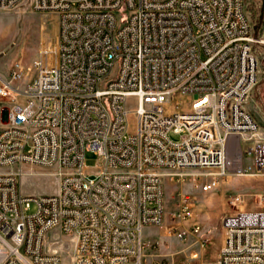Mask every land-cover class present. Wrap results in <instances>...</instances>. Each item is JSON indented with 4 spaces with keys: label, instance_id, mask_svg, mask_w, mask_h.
Masks as SVG:
<instances>
[{
    "label": "built area",
    "instance_id": "1",
    "mask_svg": "<svg viewBox=\"0 0 264 264\" xmlns=\"http://www.w3.org/2000/svg\"><path fill=\"white\" fill-rule=\"evenodd\" d=\"M22 3L57 13L59 29L31 80L22 82L18 62L0 77L9 117L0 128V264H199L198 253L183 263L155 251L160 242L146 241L144 228L164 219L166 176L205 170L203 191L229 173L264 176V130L247 106L264 34L255 35L246 0H0V10ZM176 96L190 99L166 109ZM88 152L98 159L90 172ZM23 164L56 167L57 192H23ZM221 225L224 242L206 264H264V209L227 212Z\"/></svg>",
    "mask_w": 264,
    "mask_h": 264
},
{
    "label": "rangeland",
    "instance_id": "2",
    "mask_svg": "<svg viewBox=\"0 0 264 264\" xmlns=\"http://www.w3.org/2000/svg\"><path fill=\"white\" fill-rule=\"evenodd\" d=\"M246 4H253L251 8L254 10L264 9V0H246ZM247 12L250 16V10ZM261 27L259 31L254 29L256 36L264 34V25ZM58 29V15L53 11L33 10L24 3L11 10H0V77L8 78L11 68L18 62L23 70L22 82L31 80L36 73L35 59L43 47H51L57 43ZM254 47L259 58V69L257 82L251 91L247 106L264 130V43H256ZM189 99V96H176L166 105V109H173L179 102L186 104ZM185 104L184 108L187 107ZM137 106V99L129 98L127 107L131 132L137 129ZM8 120L7 109L0 98V128L5 126ZM171 136L173 139L179 138L176 134ZM97 162V156L88 152L87 171H94L93 166ZM250 163L247 160L245 165ZM22 167L19 187L23 192L36 195L57 192L60 175L56 167L44 168L28 164H23ZM183 171V177H165L164 219L158 225L144 228L145 240H158L160 243L154 248L155 251L174 252L175 259L183 263L190 261L192 253H198L195 261L206 264L216 259V245L224 238L221 218L225 213L240 209H264V202H259V194L264 193V176L229 173L220 177L214 189L203 191L201 184L209 177L205 170ZM90 177L94 178L95 173L91 172ZM180 192L189 196L191 209L190 214L186 216H182L180 212ZM35 210L33 203L29 211ZM195 224L201 226L204 237L194 232ZM63 248L66 250V261L70 263L72 243Z\"/></svg>",
    "mask_w": 264,
    "mask_h": 264
},
{
    "label": "trees",
    "instance_id": "3",
    "mask_svg": "<svg viewBox=\"0 0 264 264\" xmlns=\"http://www.w3.org/2000/svg\"><path fill=\"white\" fill-rule=\"evenodd\" d=\"M253 5V4H252ZM252 5H247V11L250 10V19L253 21L254 29L257 31L261 30V26L264 25V9L257 10L252 9Z\"/></svg>",
    "mask_w": 264,
    "mask_h": 264
},
{
    "label": "crops",
    "instance_id": "4",
    "mask_svg": "<svg viewBox=\"0 0 264 264\" xmlns=\"http://www.w3.org/2000/svg\"><path fill=\"white\" fill-rule=\"evenodd\" d=\"M223 242H224V238H221V240L218 241V243L216 245V249H215L216 258L218 257V254H219V251H220V248H221Z\"/></svg>",
    "mask_w": 264,
    "mask_h": 264
}]
</instances>
